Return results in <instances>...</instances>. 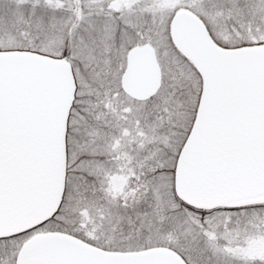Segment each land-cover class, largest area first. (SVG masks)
Here are the masks:
<instances>
[{
    "label": "snow or ice",
    "instance_id": "1",
    "mask_svg": "<svg viewBox=\"0 0 264 264\" xmlns=\"http://www.w3.org/2000/svg\"><path fill=\"white\" fill-rule=\"evenodd\" d=\"M0 264H264V0H0Z\"/></svg>",
    "mask_w": 264,
    "mask_h": 264
}]
</instances>
